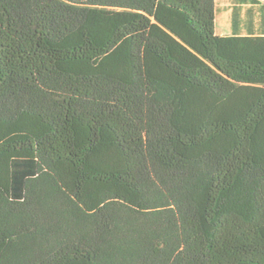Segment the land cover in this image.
Here are the masks:
<instances>
[{
	"label": "trees",
	"instance_id": "16d2710c",
	"mask_svg": "<svg viewBox=\"0 0 264 264\" xmlns=\"http://www.w3.org/2000/svg\"><path fill=\"white\" fill-rule=\"evenodd\" d=\"M0 264H264V33L0 0Z\"/></svg>",
	"mask_w": 264,
	"mask_h": 264
},
{
	"label": "crops",
	"instance_id": "0c3cea01",
	"mask_svg": "<svg viewBox=\"0 0 264 264\" xmlns=\"http://www.w3.org/2000/svg\"><path fill=\"white\" fill-rule=\"evenodd\" d=\"M217 1L215 0V18L216 10L220 11L222 8H230L231 31L227 34L234 31L239 33H264V0H240L239 3H235L234 0H219L224 4H221V6L217 5L216 7ZM234 5H237L235 8H237L238 19L236 20L235 16L232 24Z\"/></svg>",
	"mask_w": 264,
	"mask_h": 264
},
{
	"label": "rangeland",
	"instance_id": "374dc122",
	"mask_svg": "<svg viewBox=\"0 0 264 264\" xmlns=\"http://www.w3.org/2000/svg\"><path fill=\"white\" fill-rule=\"evenodd\" d=\"M221 4H224V3L218 0L216 7L217 5L221 6ZM215 31L218 34H227L231 31V20H230V8L229 7L222 8L220 11L216 10Z\"/></svg>",
	"mask_w": 264,
	"mask_h": 264
}]
</instances>
